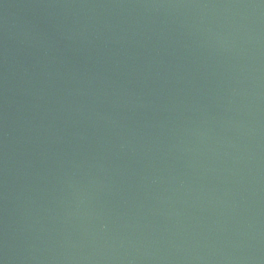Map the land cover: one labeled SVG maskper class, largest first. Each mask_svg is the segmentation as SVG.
Returning <instances> with one entry per match:
<instances>
[{
  "label": "water",
  "instance_id": "water-1",
  "mask_svg": "<svg viewBox=\"0 0 264 264\" xmlns=\"http://www.w3.org/2000/svg\"><path fill=\"white\" fill-rule=\"evenodd\" d=\"M0 264H264V0H0Z\"/></svg>",
  "mask_w": 264,
  "mask_h": 264
}]
</instances>
